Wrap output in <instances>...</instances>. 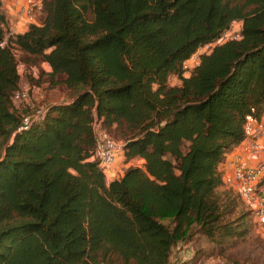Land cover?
I'll list each match as a JSON object with an SVG mask.
<instances>
[{
    "label": "trees",
    "instance_id": "16d2710c",
    "mask_svg": "<svg viewBox=\"0 0 264 264\" xmlns=\"http://www.w3.org/2000/svg\"><path fill=\"white\" fill-rule=\"evenodd\" d=\"M41 2L38 22L0 46V264H177L193 227L235 236L239 194L219 167L264 113V0ZM234 22L239 37L185 76ZM9 29L0 0V44ZM24 78L47 111L26 129ZM96 120L143 165L107 183Z\"/></svg>",
    "mask_w": 264,
    "mask_h": 264
},
{
    "label": "built area",
    "instance_id": "2783aa9c",
    "mask_svg": "<svg viewBox=\"0 0 264 264\" xmlns=\"http://www.w3.org/2000/svg\"><path fill=\"white\" fill-rule=\"evenodd\" d=\"M11 14L16 17L15 25H11L6 38L0 44L4 47L9 37L18 32L21 24H36V14L42 10L41 0H7ZM235 22L232 24L233 28ZM231 36V30L223 34L219 42L228 41ZM237 37L230 38L236 39ZM208 46V45H207ZM210 46V45H209ZM201 49V48H200ZM199 51V50H198ZM195 59V54L190 61ZM189 61V60H188ZM187 61V62H188ZM186 64V63H185ZM25 66H18V73L23 75ZM37 69H33V74L37 75ZM25 97L21 92L14 96V101ZM28 98V94L26 96ZM46 110L41 108L33 115L27 117L23 122L26 129L31 120H42L45 117ZM95 137V149L93 160H96L100 169L105 175V180L110 183L117 178L114 172V166L117 161L124 156L123 142L115 139L102 127V122L96 120L93 125ZM264 113L260 117H248L245 124V140L242 142V148L258 158L255 166H246L240 158L233 165L232 174L223 178V185L238 192L240 199L252 212L254 222L264 236ZM225 264H235L226 262Z\"/></svg>",
    "mask_w": 264,
    "mask_h": 264
},
{
    "label": "rangeland",
    "instance_id": "374dc122",
    "mask_svg": "<svg viewBox=\"0 0 264 264\" xmlns=\"http://www.w3.org/2000/svg\"><path fill=\"white\" fill-rule=\"evenodd\" d=\"M3 1L4 11L10 24L12 19L16 22V17H13L10 13L7 0ZM40 18L41 17L37 13V22ZM27 26L28 25L21 24L18 32L26 29ZM239 33L240 31L238 29L231 28V36L229 37V40L230 38L237 37ZM219 43L220 42H217L199 49V51L195 54V59L186 62L184 66L185 76L188 77L191 74L192 70L198 64L202 54L209 53L211 49ZM24 79L20 92L22 95H25V97L16 99L15 104L17 107H29L31 111L30 113H35V106L31 104V100L29 98H26L29 92V86L26 79ZM170 84L173 86L178 85L179 78L173 75L170 77ZM33 95L36 101L40 99L35 91ZM61 95L59 92H52L49 93V98L53 100L52 103H59L61 98L59 96ZM121 163L123 165L126 164L125 157L122 158ZM133 166H139L137 161H133V163L126 166V168L124 167V171ZM237 198L239 202L237 212H242L243 217L239 219V230L235 236L219 238L216 241H211L200 231L198 227H193L188 241L179 243L172 253V257L174 254V259L176 261L187 262V264H225L226 262H233L237 264H264V236H262V233L254 222L249 210L244 204H242L239 197ZM166 224H170L169 221H166Z\"/></svg>",
    "mask_w": 264,
    "mask_h": 264
},
{
    "label": "crops",
    "instance_id": "0c3cea01",
    "mask_svg": "<svg viewBox=\"0 0 264 264\" xmlns=\"http://www.w3.org/2000/svg\"><path fill=\"white\" fill-rule=\"evenodd\" d=\"M2 4L4 3L3 0H1ZM4 5V4H3ZM4 9V7H3ZM11 13V12H10ZM14 17V16H13ZM10 23V22H9ZM11 25H15V21L12 19V22L10 24ZM20 28V26L18 27V29ZM233 28L235 29H238L239 31H241V28H242V24L239 23V22H235ZM42 67L45 69V70H49L50 67L47 65V64H43ZM25 80V79H24ZM34 91L37 93V95L40 97L41 99V94L38 92V90H33V93ZM264 141V138L262 139ZM124 158V156L122 157ZM122 158H120L117 163L115 164L114 166V172L116 173V177L117 178H120L124 175V167L126 168V166L130 165L131 163H133V161L131 162H126L125 165H123L121 163V160ZM240 158L241 161L246 165V166H255L257 163H258V158L254 157L253 154L249 153V152H245L242 148V143L238 146H236L235 148H233L231 151H229L226 155H225V159L224 161L222 162V164L220 165L219 167V170L222 174V179L224 177H227L229 175L232 174V171H233V165L234 163L237 161V159ZM137 163L139 164V166L143 165V161L140 160V161H137ZM172 260H173V263H177V264H187V262H180V261H176L174 259V254H173V257H172Z\"/></svg>",
    "mask_w": 264,
    "mask_h": 264
}]
</instances>
